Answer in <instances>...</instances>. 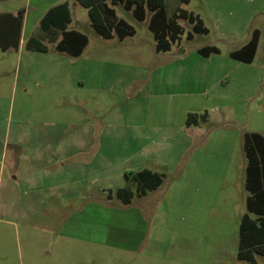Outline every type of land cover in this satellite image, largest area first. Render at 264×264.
Segmentation results:
<instances>
[{
  "label": "rangeland",
  "instance_id": "1",
  "mask_svg": "<svg viewBox=\"0 0 264 264\" xmlns=\"http://www.w3.org/2000/svg\"><path fill=\"white\" fill-rule=\"evenodd\" d=\"M49 2L0 0V12L16 14L30 6L25 21L28 28H34L36 11ZM57 2H67L66 28L83 32L89 42L78 58L64 52L68 59L58 57L50 42H46L45 52L27 49L24 44L18 52L14 47L0 48V116L10 107L9 116L14 120L20 106V117L63 120L70 125L68 129L80 121L168 124L178 123L187 106L195 109L192 113L198 114L197 120L185 125L188 145L183 151L181 144L171 145L165 138L164 142L155 138L148 143L149 160L144 166L157 170L162 181L148 191L132 183L130 201L137 206L122 212L113 205L89 208L80 197L48 199L39 208L31 207L20 190L23 183L9 196L6 184L15 172L4 155L0 156V264H247V259L237 256L239 224L247 213L249 194L242 141L243 133L249 131L264 136V0L180 2L181 8L203 21L208 32H191V23L179 18L180 31H174V39L167 33L170 46L165 51L154 49L147 7L145 18L138 20L122 4H110L116 18L125 20L134 33L122 39L116 34L113 39H103L76 0ZM254 27L262 35L257 62H238L229 53L250 37ZM207 44L220 51L209 54L211 73L206 89L191 64V68L175 66L168 71L182 77V86L193 91L190 95L148 92L153 83L150 72L160 61ZM165 78L162 87L176 86V81L170 84L171 74ZM158 153L167 157L165 165L154 159ZM123 164L116 165L114 174L104 172L99 178L123 184ZM92 179L95 177L90 176L87 183ZM84 185L78 190L74 187L78 196L93 195L103 199L105 206L121 201L116 188L84 189ZM254 250L255 264H264V246H254Z\"/></svg>",
  "mask_w": 264,
  "mask_h": 264
},
{
  "label": "crops",
  "instance_id": "2",
  "mask_svg": "<svg viewBox=\"0 0 264 264\" xmlns=\"http://www.w3.org/2000/svg\"><path fill=\"white\" fill-rule=\"evenodd\" d=\"M57 1L58 0H50L41 10L36 11V18L33 23L37 24L34 25L35 29L33 26H29L28 28L25 21V18H27L26 16H28L30 12V8H32L30 6L27 7V10L23 8V12L18 11V13L20 12L22 15L20 28L14 19V16L18 15V13L15 14L10 11L0 12V46L4 48V50L9 47H14L16 48V52L20 51V46L23 44L25 45L26 39L38 29L39 21L45 11L49 7L59 3ZM18 29L20 30L19 33H17ZM27 29L30 31L28 30L26 33ZM254 29L259 31L258 43L253 59L250 62H245L247 64L256 63L259 55L262 35L260 28L254 27L252 31ZM99 36L103 38L101 35ZM249 38L250 37H247L243 41H240L241 43L236 45L231 51L240 48ZM59 39L60 37L51 43H56ZM103 39H113V37ZM119 41L120 40H118V42ZM88 42L89 39L87 38L86 45ZM85 46L82 48V51ZM201 46L204 45L198 47ZM198 47H196V49ZM196 49H193V51L189 50L182 54H172L168 58L160 61L156 67L154 66L153 70L150 72L149 79L150 82L153 80V83H151L148 92L156 96H163L164 94L173 95L171 97H178V95L181 94L184 96L190 95V92L193 91L188 89L189 87L182 86L180 83L182 77L169 73L168 71L174 69L173 67L175 66L182 67V70L185 66H190L189 68H191V64L194 65V68L198 72L196 73L199 76L198 79L202 88L206 89L211 73L210 55L203 56L199 54ZM56 51L59 53L57 54L58 57L64 59H68L66 58L67 56L78 58L83 53L81 51L77 56H72L70 54L65 56V51ZM163 53L166 54V52ZM262 60H264V58H262ZM169 74L172 75V82L170 84H173L174 81L177 83L176 86L172 85L171 89L169 86L162 87L166 82L165 77ZM241 74L243 73L241 72ZM161 77L162 83H158ZM220 81L224 82V80L221 79ZM1 99L2 98H0V101ZM222 106L225 108L226 104ZM12 108L13 104L11 110ZM194 110L195 109L184 106L182 108L183 113L181 114V119L178 123L165 124L147 122L134 124L128 122L122 123L120 121H107L98 124L91 123L92 121H80L71 125L72 128L68 129L70 125H67V122L63 120H52L47 122L46 120L32 117H20V106H18L19 116L11 120V115L9 116V107L8 113L3 115V117L0 116L3 119V123L0 121V156L4 155L8 167L15 172L14 176L11 177L10 183L6 184V190L9 191L10 196L11 193L13 194L16 192L17 187L23 183L25 187L20 189L22 190V195L26 196L30 206L35 208L43 206L44 201L48 199L63 201L80 197L81 202H85L84 206H89V208H110V206L113 205L119 208L120 212L134 209L132 206L135 205L133 201L123 203L115 199V201L120 202L106 203L108 205L105 206L103 199L97 197L93 198V195L91 197L88 195H83L82 197L78 196V191H74V187L76 190L81 188V186L87 183L90 176L95 177V179L90 180L89 183L84 185V189L90 187L91 189L93 187L118 188L123 186L125 184V172L146 168L144 166L145 161L149 160L147 146L148 143L155 142V138H162L163 140H161V142H164L165 138L170 141L171 145L181 144L183 147L182 151L185 150L188 145V132L185 128V118L188 113L195 112ZM27 111H31L30 108H28ZM120 141L122 144H118ZM154 157L157 164H166L165 161H167V157H165L164 154L158 153L157 157L155 155ZM121 162L124 163L123 166H121L123 184L113 185L111 184V178L106 182L99 178L104 172L109 171L107 175L114 174V168ZM69 187L71 190L68 191ZM85 196H87L88 199H86ZM20 204L24 205L25 203L20 202Z\"/></svg>",
  "mask_w": 264,
  "mask_h": 264
},
{
  "label": "trees",
  "instance_id": "3",
  "mask_svg": "<svg viewBox=\"0 0 264 264\" xmlns=\"http://www.w3.org/2000/svg\"><path fill=\"white\" fill-rule=\"evenodd\" d=\"M76 1L87 10L93 29L103 38H111L113 34H116L117 38L122 39L125 35L134 33L133 28L125 20L116 18L115 10L110 4L117 2L122 4L125 9L131 10L134 17L138 20L145 18V8L147 7L151 11L147 20V27L153 34L155 40L154 49L156 51L169 49L170 41L167 39V33H169L170 38L174 39V31H180V26L177 22L179 18L186 19L191 23V32H208L197 15L179 6L180 2L186 3L188 0ZM14 19L20 28L21 13L19 12L18 15L14 16ZM68 22L69 10L67 2L49 7L41 17L38 29L26 39L25 47L30 50L45 52L48 49L46 42L51 43L60 37L54 43L56 50L65 51L72 56L79 55L87 43V36L78 30L67 29L66 24ZM19 31L18 29L17 33ZM187 35H190V33H187ZM258 36L259 31L254 29L248 41L240 48L231 51L229 53L230 56L242 62H250L257 48ZM196 51L203 56H208L210 53H217L219 49L214 45H204L198 47ZM197 115V113H188L185 118V124L195 123ZM242 149L246 161L244 183L249 194L245 199L247 213L242 215L239 224L241 245L237 256L241 259H247V264H255L253 257L254 246H264V136L256 131L245 132L243 134ZM124 174L125 184L116 188V195L123 203L130 202V186H132V183H138L139 186L141 185L142 190L148 191L159 186L162 181L160 173L146 168L137 171H127ZM249 213L254 214L255 217H250Z\"/></svg>",
  "mask_w": 264,
  "mask_h": 264
}]
</instances>
